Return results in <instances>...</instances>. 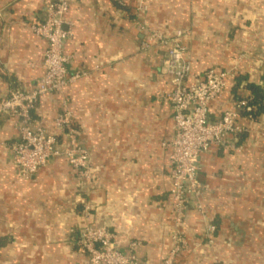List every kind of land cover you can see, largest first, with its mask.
Instances as JSON below:
<instances>
[{"label":"crops","instance_id":"obj_1","mask_svg":"<svg viewBox=\"0 0 264 264\" xmlns=\"http://www.w3.org/2000/svg\"><path fill=\"white\" fill-rule=\"evenodd\" d=\"M46 14L45 0H0V99L43 76L47 44L31 25ZM65 18L66 68L79 76L63 93L41 96L32 115L57 133L66 99L93 175L82 180L61 155L21 175L11 149L19 140L15 119L0 114V264H87L76 240L88 224L112 231L121 251L137 243L143 264H161L176 231L187 240L176 264H264V111L240 115L245 130L235 148L214 146L200 157L201 210L190 201L177 223L165 51L140 49L144 27L182 30L193 76L235 68L244 79L210 104L215 119L249 95L246 83L264 87V0H70Z\"/></svg>","mask_w":264,"mask_h":264},{"label":"built area","instance_id":"obj_2","mask_svg":"<svg viewBox=\"0 0 264 264\" xmlns=\"http://www.w3.org/2000/svg\"><path fill=\"white\" fill-rule=\"evenodd\" d=\"M46 18L31 25L35 35L46 41L43 61V76L32 89H16L0 99V114L15 119L19 140L12 145L13 159L23 176H29L56 155L63 156L78 176L89 181L93 175L92 157L78 142L73 114L64 99L61 111L55 119L57 133H51L36 120L32 112L41 96L48 93H63L79 76L66 68L68 56L63 52V43L71 35L64 28L70 0H45ZM124 5L125 0H115ZM146 39L140 49L152 46L165 51V69L170 76V90L165 98L170 102L174 135L168 142L170 148L168 169L171 178L170 194L174 218L177 223L185 219L191 201L201 210L199 198L202 185L199 181L200 157L212 147L235 148V141L245 129L240 123L241 112L252 119L251 97H242L233 109H223L220 115L210 117V104L223 94L237 75L235 68L204 69L199 76L192 75V63L183 43L185 32L178 30L173 35L157 29L144 27ZM65 140L62 145L61 141ZM83 213L90 216L91 205L83 204ZM208 233L215 225L207 226ZM115 234L105 226L85 225L80 229L76 246L86 255L87 264H143L134 253L135 242L127 251L114 246ZM173 245L161 264H176L175 257L187 248V240L181 232L172 236Z\"/></svg>","mask_w":264,"mask_h":264},{"label":"trees","instance_id":"obj_3","mask_svg":"<svg viewBox=\"0 0 264 264\" xmlns=\"http://www.w3.org/2000/svg\"><path fill=\"white\" fill-rule=\"evenodd\" d=\"M243 79V76L239 74L236 75L234 81L230 83L232 86V91L235 92ZM245 86L249 91V96L251 97L249 100V104L252 106L251 114L252 117H255L264 111V87L254 82H248ZM243 114L245 115L246 113L241 112V115Z\"/></svg>","mask_w":264,"mask_h":264}]
</instances>
